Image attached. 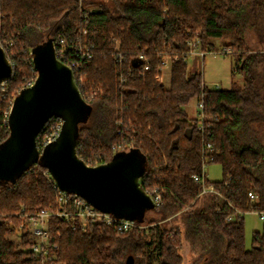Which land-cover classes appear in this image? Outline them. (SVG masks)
<instances>
[{"label": "trees", "instance_id": "obj_1", "mask_svg": "<svg viewBox=\"0 0 264 264\" xmlns=\"http://www.w3.org/2000/svg\"><path fill=\"white\" fill-rule=\"evenodd\" d=\"M197 35L203 49L216 50L217 42L232 49V76L241 75V83L209 88L201 71L188 70V41ZM48 39H64L68 48L94 45L78 72L83 83L76 72L90 106L78 126V155L97 165L138 149L145 165L141 186L162 196L154 216L134 219L128 230L91 222L82 231L54 217L50 255L64 264H127L129 256L133 264H264V230L253 232L249 247L245 236V213L264 210V186L255 174L264 169V0H0V44L14 68L0 85V145L10 136L6 113L37 77L31 51ZM168 51L169 88L156 78ZM139 53L152 63L144 75L133 64ZM193 99L212 119L189 116L185 106ZM61 119L51 117L44 130ZM204 141L213 143L209 163H219L223 177L207 179L215 191L201 193L194 176L203 170ZM47 174L39 159L15 183L0 178V264H43L32 253L37 237L27 227L19 243L9 236L22 224V210L56 206L58 190Z\"/></svg>", "mask_w": 264, "mask_h": 264}, {"label": "water", "instance_id": "obj_2", "mask_svg": "<svg viewBox=\"0 0 264 264\" xmlns=\"http://www.w3.org/2000/svg\"><path fill=\"white\" fill-rule=\"evenodd\" d=\"M31 52L37 77L11 106L10 136L0 145V178L15 183L19 174L42 159L59 189L79 194L99 210L134 220L144 209L154 207L150 193L140 184L145 165L138 149L118 151L110 161L97 165L86 164L78 155V126L86 120L90 106L73 69L56 56L53 40ZM13 70L0 44V84L12 77ZM53 116L62 117L61 130L40 153L38 135ZM133 262L129 256L127 264Z\"/></svg>", "mask_w": 264, "mask_h": 264}, {"label": "built area", "instance_id": "obj_3", "mask_svg": "<svg viewBox=\"0 0 264 264\" xmlns=\"http://www.w3.org/2000/svg\"><path fill=\"white\" fill-rule=\"evenodd\" d=\"M116 52L120 51V41L116 40ZM54 49L56 56L64 61L68 66H70L75 75L76 80V72L78 73L84 64V61L89 60L93 57V48L94 45L90 43H80V44H73L70 48L67 47L64 39H57L53 41ZM188 53L187 57L194 56V57H201L202 59L205 57L206 54L209 53H223L225 55L232 54V49L228 47H222L216 50L210 49H203L200 44V39L197 36L192 38L188 41ZM67 51H71L70 55H67ZM33 61V57H32ZM117 61L119 64H122L124 61V55L119 53L117 56ZM172 62V52L168 51L162 56V65L159 66L160 73L156 75L157 79H161L162 77V70L167 63L171 65ZM135 68L139 71L140 75H144L148 70H151L152 63L151 59L147 54L139 53L136 54L135 59L133 61ZM13 76V75H12ZM78 81L80 83L84 82L83 76L78 73ZM124 76L121 77V81L124 82ZM77 82V80H76ZM34 82L29 81L28 86L32 85ZM78 84V83H77ZM0 85H4V82ZM79 86V85H78ZM5 90V88H2ZM101 92V90H100ZM96 93H98V88H95L93 93L90 94V99ZM201 112H200V121L202 122L204 119H212L211 115H207L204 112V106L201 102H198ZM9 112L6 113L9 116ZM63 120H59L52 125L50 128L43 129L45 132L44 136L38 142V147L40 153L43 152L44 148L50 144L52 141L56 139L58 136L61 127H62ZM214 151L213 143L210 141H204L202 146V158H203V170L201 174H196L194 176L195 180L202 185L201 193H205L208 191H215L212 185L207 184V178L205 175V167L206 165L213 160L212 153ZM50 180H53L52 175H46ZM54 186L58 190L57 194V201L56 206L52 209H40L33 212L22 210L20 215L23 217L22 224L17 227L16 231L19 233V241L21 240V230L25 226L29 229L32 235L37 237L36 243L31 245L32 253L37 256H43L42 262L43 264H64L63 262L57 261L56 256L50 255L49 250V242H50V229H51V222L54 217H58L59 219L67 222L72 228L81 229L82 231H86L89 228L91 222H103L108 225L116 224L122 227L125 230L130 229L131 227L136 226L137 224L131 220L126 219L123 217H117L113 213L105 212L99 210L91 203H89L85 198L80 196L77 193L71 191H65L59 189L57 184L54 181ZM154 205H160L162 203V196L159 193L158 189L155 188L153 193L150 194ZM248 195L251 200H257L258 195L253 192L249 191ZM259 214L260 218L264 222V210H257L255 211ZM15 231V233H16Z\"/></svg>", "mask_w": 264, "mask_h": 264}, {"label": "rangeland", "instance_id": "obj_4", "mask_svg": "<svg viewBox=\"0 0 264 264\" xmlns=\"http://www.w3.org/2000/svg\"><path fill=\"white\" fill-rule=\"evenodd\" d=\"M247 37L249 42L253 45L254 48H259V45L255 43V34L253 31L247 32ZM217 48L220 49V43L217 42ZM188 70L192 71L193 69L199 70L203 74V78L207 83L209 88H230L233 82L241 83L242 77L241 75L232 76V55H225L223 53H209L206 54L202 59L197 56L196 59L194 56L187 57ZM163 83L167 88L170 87L171 84V65L169 63L164 66L162 70ZM186 112L191 117L200 118L201 108L196 99H193L187 106H185ZM56 122L53 123L55 125ZM127 149L126 151H129ZM205 173L208 176L209 180L216 181L220 180L223 177L222 167L219 163H209L205 167ZM257 178L264 186V169L262 171H257ZM153 208V207H152ZM148 208L144 209L142 215L140 217H145L147 215L154 216L153 209ZM157 217L160 216L159 213L155 214ZM169 225H172V219L169 221ZM263 231L264 230V222L260 218L259 214L255 211H249L245 213V236H246V245L249 247L252 242V236L254 231ZM19 232L13 233L9 236L10 239H13L16 243H19ZM186 255L188 251L186 250ZM188 257V262L189 258ZM190 264V263H188Z\"/></svg>", "mask_w": 264, "mask_h": 264}, {"label": "crops", "instance_id": "obj_5", "mask_svg": "<svg viewBox=\"0 0 264 264\" xmlns=\"http://www.w3.org/2000/svg\"><path fill=\"white\" fill-rule=\"evenodd\" d=\"M232 72V71H231ZM205 81V80H204ZM207 84V83H206ZM231 88V87H230ZM224 89H226V88H224ZM227 89H229V88H227ZM205 175H206V173H205ZM206 178L209 180V178H208V176L206 175Z\"/></svg>", "mask_w": 264, "mask_h": 264}]
</instances>
